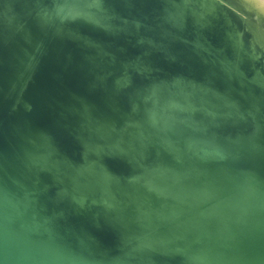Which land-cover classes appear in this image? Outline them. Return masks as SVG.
Listing matches in <instances>:
<instances>
[{
    "label": "water",
    "instance_id": "95a60500",
    "mask_svg": "<svg viewBox=\"0 0 264 264\" xmlns=\"http://www.w3.org/2000/svg\"><path fill=\"white\" fill-rule=\"evenodd\" d=\"M73 1L66 0L64 14ZM176 2L86 0L78 7L114 29L141 19L165 26V17H175L197 38L211 14L192 22L179 8L174 12ZM54 6V0L1 2L25 16L22 25L38 26L41 37L31 55L23 53L29 60L14 67L9 55L0 62V101L18 94L26 62L35 66L30 86L12 98L10 109L11 97L0 102V264H42L35 258L47 264H264V132L256 126L264 122V102L242 108L246 97L264 98L263 89L250 90L241 71L204 46L193 62L176 61L163 40L123 53L106 79L104 70L80 82L61 73L65 88L50 71L74 30L69 34V24L49 20ZM132 69L136 83L117 94ZM32 84L42 92L36 108ZM108 96V107L85 116L86 103ZM228 107L231 114L243 110L239 120L225 115ZM250 124L256 130L246 133ZM33 126L64 171L65 191L73 189L65 202L46 193L48 167L36 151L40 136ZM82 184L100 201L76 192Z\"/></svg>",
    "mask_w": 264,
    "mask_h": 264
},
{
    "label": "bare ground",
    "instance_id": "6f19581e",
    "mask_svg": "<svg viewBox=\"0 0 264 264\" xmlns=\"http://www.w3.org/2000/svg\"><path fill=\"white\" fill-rule=\"evenodd\" d=\"M1 2H3V0H0V62L9 59L8 56L11 55V59L8 61L13 65L16 64L14 67H17V64L22 62V60H29L28 56L22 57L23 53L25 52L27 55H31L36 42H38L41 37V31L40 29L38 30V26L35 27L31 24L22 25V19L25 16L22 18V14H12V11L5 9V7H1ZM54 2L55 6L48 16L49 20L52 21L55 17L57 19L56 24L61 25V22L62 24H69L70 29H64L69 34L72 33L70 30H74L73 38L65 40L62 45L59 46L57 68L50 71V75L58 80L65 88H69V85L66 82H62L60 77L61 73L70 76L75 82H80L92 72L104 70L105 73L108 72V74L105 75L106 79V76H109V73L116 69L119 60L124 56L123 53L145 51L147 47H150L148 42L163 40L165 46L167 45L166 49L176 55L175 60H182V63L193 62V59L201 53L200 49L203 46L206 47L208 54L214 51L225 56L227 58L226 62L231 67V70H237L243 73L241 78L249 84L247 86L250 90L259 92L263 89L264 91V0H177L176 5L174 4V9L176 10L173 11L176 12L177 8H179L181 11L186 12V14H188V19L192 22H201V19H203L207 13L211 14L206 23L199 27V32L196 35L197 38H194L192 32L186 33L180 25L181 23L177 19H174L175 17H165V26L160 25L156 21L144 23L141 19L137 26L134 25V23H128L125 29H114L105 27L92 15L86 13L85 9H79L80 6L78 7V5L86 6V0L82 3L74 0L70 4L72 6L70 11L66 14L62 12L66 0H54ZM56 4L58 8H56ZM242 44L246 46L247 52L242 48ZM94 47L105 48L107 50H109L110 47L112 49H118L120 52L116 55H111L106 52L93 51L92 49ZM8 52H10V54H8ZM157 52L160 53V49H158ZM3 65H5L4 67L8 70L14 69L13 66L7 64ZM26 65H28V68H26L25 74L20 77L19 80L22 86L18 90V94L25 91V87L30 86V80L35 71V66L28 62H26ZM171 68L175 69L177 65ZM129 72H131V74L128 75L126 80L117 86V94H122L123 91H125L124 95H126L130 85L136 83L133 78L134 74H136V70L132 69ZM151 73L153 74L152 71L150 73L147 72L149 75H151ZM106 91L107 87L105 92ZM31 93L32 97L35 98L31 105L36 108L38 106L36 101L38 100L37 97L42 96L40 94L42 92H39L38 84H32ZM18 94L16 93L13 98V93L8 92L0 102L5 98L11 97L8 102L10 106L7 104V108L10 109L13 101L19 96ZM44 96L46 97V95ZM106 98L96 104L92 103L89 107H87L86 103L82 107L85 116L92 115L91 113L97 114L95 112L102 107H108L109 104H107V102L109 103V96ZM123 98L125 97H122V99ZM251 99L249 100L246 97L242 102L244 105L242 108L248 105L251 106L252 103L255 108H258L261 107L264 102V98H258L256 95H253ZM112 102L115 101L112 100ZM58 109V106L54 109L55 113L58 112ZM229 110V107L226 108L225 115L231 114ZM234 111L235 114H231V118L233 119H230L239 120V113L243 110L237 109ZM251 113L254 114L253 112ZM247 123L249 124V122ZM253 126H251V124L250 127L247 125L245 132H255L256 129ZM256 126L258 128L259 126L262 127L259 131L264 132V122L258 123ZM33 129L40 136L36 151L38 155L47 162L48 168L45 170L44 174L48 182L46 193L49 197L61 195L62 197L59 203L65 202L69 197L68 192L73 189L65 191L70 188V186L67 185L65 182L66 180H63V169L52 161V153L45 148L44 145L46 142L44 134L36 129V126H33ZM92 142L95 141L93 140ZM74 187L78 190L76 192H84L87 197L92 195L95 196L91 193V190L86 184H82L80 187ZM95 198L100 201L98 196H95ZM91 205L92 204H89V202L85 204V208L88 212L90 208H92ZM104 205L109 206L108 204H102L99 208L102 209ZM129 217L132 218L130 215ZM138 217L141 218V215ZM141 219H139V221ZM106 224L109 228V223L107 222ZM120 224L126 226L124 220L120 222ZM122 226L119 225V227ZM141 230H143V228ZM146 232V234H151L150 230H146ZM109 255L112 256L113 253ZM35 259L41 260L42 264H47L42 261V259ZM101 261L104 263L105 260ZM22 262L25 263L26 261Z\"/></svg>",
    "mask_w": 264,
    "mask_h": 264
}]
</instances>
